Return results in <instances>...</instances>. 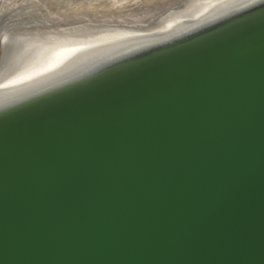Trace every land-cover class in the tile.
I'll return each mask as SVG.
<instances>
[{"label":"water","instance_id":"95a60500","mask_svg":"<svg viewBox=\"0 0 264 264\" xmlns=\"http://www.w3.org/2000/svg\"><path fill=\"white\" fill-rule=\"evenodd\" d=\"M2 26L0 264H264V0Z\"/></svg>","mask_w":264,"mask_h":264},{"label":"rangeland","instance_id":"374dc122","mask_svg":"<svg viewBox=\"0 0 264 264\" xmlns=\"http://www.w3.org/2000/svg\"><path fill=\"white\" fill-rule=\"evenodd\" d=\"M83 0H0V31L12 19ZM2 24V25H1Z\"/></svg>","mask_w":264,"mask_h":264},{"label":"snow or ice","instance_id":"6c2138e0","mask_svg":"<svg viewBox=\"0 0 264 264\" xmlns=\"http://www.w3.org/2000/svg\"><path fill=\"white\" fill-rule=\"evenodd\" d=\"M171 26H172L171 24L168 25L169 28H170Z\"/></svg>","mask_w":264,"mask_h":264}]
</instances>
